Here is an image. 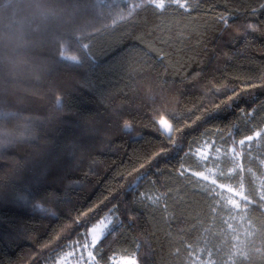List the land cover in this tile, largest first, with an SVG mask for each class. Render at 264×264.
Returning <instances> with one entry per match:
<instances>
[{"label":"trees","instance_id":"trees-1","mask_svg":"<svg viewBox=\"0 0 264 264\" xmlns=\"http://www.w3.org/2000/svg\"><path fill=\"white\" fill-rule=\"evenodd\" d=\"M131 3L0 0V264H56L112 209L101 264H264V140L228 155L264 127L261 0ZM198 172L252 203L232 216Z\"/></svg>","mask_w":264,"mask_h":264},{"label":"snow or ice","instance_id":"snow-or-ice-1","mask_svg":"<svg viewBox=\"0 0 264 264\" xmlns=\"http://www.w3.org/2000/svg\"><path fill=\"white\" fill-rule=\"evenodd\" d=\"M132 7L128 12L127 17H124V19L130 18L137 10L140 9H152L155 14H159L165 10H168L169 8L175 7L176 9H182L185 12L192 10V4L190 3V0H132ZM259 10L264 11V0H261L260 8ZM257 9H253V15H256ZM221 22L225 25V27L228 26V17H220ZM247 30L250 32H256L258 31V27L255 24L249 23L247 25ZM70 60L76 61V57H69ZM238 97H240V93L235 91L233 92V95L229 97V99L233 102L238 104ZM62 106V105H61ZM219 107V105L217 106ZM227 108L231 109L233 107V104H227ZM256 111V109H252L249 112H244V109L241 108L240 112L243 116L246 118H251L253 116V113ZM213 113L209 112L208 116H212ZM159 124L162 126L160 131L166 136L168 140H172V132L174 131L172 124L169 123L166 119H160ZM126 130H130L131 126L128 123H125L124 125ZM261 140H264V127H259L257 129L253 130V133L250 135L245 136L243 139H240L238 141L239 147H234L232 149V160L234 162L235 167H239L238 165H235V161L237 157L239 156L240 152L247 148L249 144L252 142H259ZM235 143V141H234ZM204 145H201L200 147H203ZM198 151L200 148L197 149ZM219 151V149H217ZM228 150L225 149V154L227 155ZM193 175L201 176L203 180L207 181L209 177L207 175H204L202 172L193 173ZM222 176L225 177L226 180L232 179V174H226L221 173ZM212 187H209L207 189L209 194H215L217 196L223 197L224 193L220 191V188H224L225 184L221 183L220 185H217V180L212 179L211 180ZM228 192H232L233 189L231 187L227 188ZM235 196H239V200L235 199ZM260 200L264 201V193H261ZM243 202V203H242ZM252 203V200L249 199V197L244 193L243 189L241 188L239 191L235 192L233 196L227 197L226 199V205H221V207H227V211L234 216L237 212H244L245 209L249 204ZM264 207V205H261ZM39 207V205H37ZM213 213H217V209H212ZM116 215V209H112L109 211L107 216H104L102 218L98 219V223H94L90 226L89 231V224L88 222H85L84 232L82 236L78 239L76 243L69 246V254H71L72 249H80L81 254L75 259L77 260L78 264L82 262V264H101V261L103 260L101 249L103 248V244L100 243L102 239L107 237L110 233H113L116 229L117 224H119V218L116 217V224L113 223V217ZM79 223V222H77ZM224 223L228 224L229 228H232V225L228 223V220H225ZM122 227L123 225L120 224ZM90 236V239H89ZM86 252V257L83 255V253ZM236 253H233V256H235ZM99 257V259H98ZM247 259V257H244ZM131 264H138V260L133 258L131 260Z\"/></svg>","mask_w":264,"mask_h":264},{"label":"rangeland","instance_id":"rangeland-1","mask_svg":"<svg viewBox=\"0 0 264 264\" xmlns=\"http://www.w3.org/2000/svg\"><path fill=\"white\" fill-rule=\"evenodd\" d=\"M160 128L162 127L159 124ZM229 157H232L233 153L232 151H229L228 153ZM197 156L200 159H219L220 157V152L219 151H214V152H210L209 146H205L202 149H200L199 151H197ZM204 175H207L209 177L208 181L211 182L212 175L211 172H208ZM227 188H229L228 186H225L224 188H220V190H223L226 195L228 197L233 196L235 192L239 191L240 189H233L232 192H228ZM235 199L239 200V196H235ZM98 223V222H97ZM90 231V228H89ZM90 239V236H89ZM81 254L80 249L76 248V249H72L71 254H69V252L65 253L64 255H62L56 264H78L77 260L75 259V257L79 256ZM83 255L86 257V252L83 253ZM133 258H128V257H115L112 259V264H131V260ZM80 264H82V262H80Z\"/></svg>","mask_w":264,"mask_h":264},{"label":"clouds","instance_id":"clouds-1","mask_svg":"<svg viewBox=\"0 0 264 264\" xmlns=\"http://www.w3.org/2000/svg\"><path fill=\"white\" fill-rule=\"evenodd\" d=\"M0 147H2V145H0Z\"/></svg>","mask_w":264,"mask_h":264}]
</instances>
